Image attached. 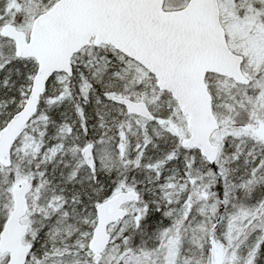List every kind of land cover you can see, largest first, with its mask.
Returning <instances> with one entry per match:
<instances>
[{"label":"snow or ice","instance_id":"6c2138e0","mask_svg":"<svg viewBox=\"0 0 264 264\" xmlns=\"http://www.w3.org/2000/svg\"><path fill=\"white\" fill-rule=\"evenodd\" d=\"M0 264H264V0H0Z\"/></svg>","mask_w":264,"mask_h":264}]
</instances>
